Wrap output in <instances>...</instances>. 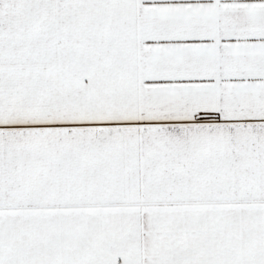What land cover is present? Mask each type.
I'll use <instances>...</instances> for the list:
<instances>
[{"label": "snow or ice", "instance_id": "obj_1", "mask_svg": "<svg viewBox=\"0 0 264 264\" xmlns=\"http://www.w3.org/2000/svg\"><path fill=\"white\" fill-rule=\"evenodd\" d=\"M0 264H264V0H0Z\"/></svg>", "mask_w": 264, "mask_h": 264}]
</instances>
